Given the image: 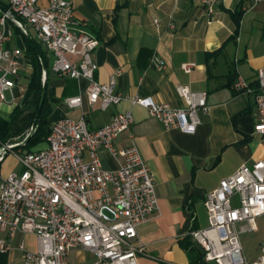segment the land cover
Masks as SVG:
<instances>
[{"label":"crops","instance_id":"crops-1","mask_svg":"<svg viewBox=\"0 0 264 264\" xmlns=\"http://www.w3.org/2000/svg\"><path fill=\"white\" fill-rule=\"evenodd\" d=\"M70 1L74 18L86 23L88 33L99 41L93 53L95 78L103 84L114 79V91L123 99L104 111L86 100L80 108H69L65 98L83 92L88 83L51 72L48 121L84 117L90 129H97L109 124L117 113L130 112L132 138L123 133L114 144H136L153 177L158 201L155 216L137 227V243L143 247L137 264H195L185 245L200 251L189 233L207 227L205 193L241 164L264 158V138L254 133V97L231 88L236 77L255 87L256 71L264 68V0H244L238 26L232 15L239 0H209L211 12L200 0ZM7 27L13 33L7 46L23 54L20 78L13 96L10 93L12 100L1 107L9 115L26 87L19 82L31 68L25 61L22 36L9 22ZM154 59L163 62L161 70L150 66ZM189 63L193 64L191 72L184 73L181 65ZM177 85L206 93L208 113L199 115L200 124L193 133L165 129L146 109L129 101L150 96L157 103L180 108L183 100L176 92ZM101 161L106 169H116L119 163L107 153ZM2 165L3 159L0 182L11 173H3ZM248 227L239 223L236 230L244 258L254 262L264 243V216L243 231ZM22 240L27 247L32 240L35 243L33 235L19 234L12 245ZM84 253L72 251L69 264L94 260L93 255ZM0 264L26 263L14 249L0 255Z\"/></svg>","mask_w":264,"mask_h":264},{"label":"built area","instance_id":"built-area-1","mask_svg":"<svg viewBox=\"0 0 264 264\" xmlns=\"http://www.w3.org/2000/svg\"><path fill=\"white\" fill-rule=\"evenodd\" d=\"M200 3L211 12L209 0ZM0 4L32 28L51 60V72L87 81L83 92L65 98L69 108H80L86 100L104 111L123 99L114 91V79L103 84L95 78L93 53L99 41L88 33L86 23L74 18L70 0H0ZM9 20L0 11V110L5 93L13 96L23 58L20 49L7 46L13 37ZM150 66L161 70L163 62L154 59ZM192 67L181 65L184 73ZM231 88L254 97V133L264 138V68L256 71L255 87L236 77ZM176 92L183 100L180 108L157 103L150 96L129 101L146 109L165 129L193 133L199 115L208 113L206 93L184 85H177ZM132 124L128 111L97 129H90L84 117L63 118L50 124L44 146L28 153L15 151L21 170L0 182V255L17 249L26 264H69V254L78 251L93 255L94 260L86 264H137L143 252L137 227L155 216L158 201L153 177L136 144H114L123 133L132 138ZM103 153L119 159L116 169L103 167ZM203 205L207 227L193 229L189 235L204 264H264V243L257 260L248 262L236 230L237 224L247 223L243 231H248L257 217L264 216V158L241 164L221 179L205 193ZM19 234L33 235L34 249L23 240L13 246Z\"/></svg>","mask_w":264,"mask_h":264},{"label":"trees","instance_id":"trees-1","mask_svg":"<svg viewBox=\"0 0 264 264\" xmlns=\"http://www.w3.org/2000/svg\"><path fill=\"white\" fill-rule=\"evenodd\" d=\"M1 3L5 5L3 2ZM243 3L244 0H239L236 10L232 15L236 26H238V21L241 16L240 7ZM8 22L11 24V27L13 28L14 32L16 34L21 35L23 38L25 46V57L31 69L27 78L25 90L22 96L20 97L19 102L16 104V106L12 109V111L6 118L0 116V148L3 145L17 144L21 142L27 135L34 119L35 111L38 106L42 89V68L38 56L36 55L30 42L28 41L25 34L21 31V29L12 21L9 20ZM27 28L29 29L28 26ZM32 37L39 46L47 66V89L40 121L38 123L36 131L24 146L17 147L13 150L14 152L20 151L22 153L32 152L33 150L41 148L45 144L51 124L48 121V116L51 113V108L48 104V99L51 94L48 86L51 78V60L48 57L46 51L41 46V44L36 40L35 36L32 35ZM185 249L191 257H194L196 259L195 264H204L203 254L201 251L194 250L189 244L185 245Z\"/></svg>","mask_w":264,"mask_h":264},{"label":"water","instance_id":"water-1","mask_svg":"<svg viewBox=\"0 0 264 264\" xmlns=\"http://www.w3.org/2000/svg\"><path fill=\"white\" fill-rule=\"evenodd\" d=\"M0 11H1V13L6 14L8 16V18L10 20H12L21 29V31L25 34V36L27 37L28 41L30 42L32 48L34 49L36 55L38 56V59H39V62L41 64V68H42L41 95H40V99H39L38 106H37L36 111H35L34 119L32 121L30 130L21 142H19L17 144H13V145H3L0 148V153L1 152L3 153L1 159H3L4 155L6 156L9 152L13 151L15 148L24 146L29 141V139L32 137V135L34 134V132L37 129L38 123L40 121L41 112H42V108L44 105L45 97H46L47 66H46V63L44 61L42 52H41L39 46L37 45V43L35 42L34 38L29 33L28 28L23 23H21L12 13H10L7 10V8H5L1 4H0Z\"/></svg>","mask_w":264,"mask_h":264},{"label":"rangeland","instance_id":"rangeland-1","mask_svg":"<svg viewBox=\"0 0 264 264\" xmlns=\"http://www.w3.org/2000/svg\"><path fill=\"white\" fill-rule=\"evenodd\" d=\"M27 26L29 27V32L34 36V31L32 30V28L29 25H27ZM25 61H27L26 60V57H25ZM28 75L29 74H27L26 76H24L22 78V80L19 82V84H21V87L23 89H24V87L27 84ZM5 97H6V101L7 102H10L12 100V96H11V94L9 92H6L5 93ZM0 114L2 116H7L8 115V112L5 109H1L0 110ZM2 167H3V173H6V172H8V173H10V172H16V173H18L21 170L20 164L18 163V160L14 156V151L9 152L6 156L4 155ZM33 243H34V241L32 240V243L30 244L31 246L28 247L30 250L34 249V246L32 245ZM84 255H87L88 256L89 254L87 252H85Z\"/></svg>","mask_w":264,"mask_h":264}]
</instances>
